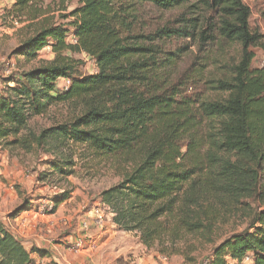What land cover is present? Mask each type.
<instances>
[{
  "label": "trees",
  "instance_id": "obj_1",
  "mask_svg": "<svg viewBox=\"0 0 264 264\" xmlns=\"http://www.w3.org/2000/svg\"><path fill=\"white\" fill-rule=\"evenodd\" d=\"M36 1L16 0L14 8L37 19L44 13L31 11ZM145 5L185 12L175 28L144 31L138 15ZM250 16L241 0H80L60 17L66 23L44 18L13 51L31 59L50 47L53 59L8 81L15 87L0 94V140L17 138L29 116L72 105V119L32 143L64 139L115 164L120 182L100 201L110 206L113 224L161 257L184 256L193 241L211 244L228 204L264 201V68L252 69V49L264 50V37L250 27ZM173 40L188 42L177 54L196 50L184 82L172 75L177 54L164 58L161 49ZM78 54L93 60L95 74L77 76ZM60 79L69 81L67 89L58 88ZM194 82L200 95L183 94L181 87ZM19 143L25 144L7 145ZM50 171L72 174L56 163ZM66 200L54 199L51 214ZM33 254L47 256L26 250L0 223V264H35ZM246 262L264 264V210L202 264Z\"/></svg>",
  "mask_w": 264,
  "mask_h": 264
},
{
  "label": "rangeland",
  "instance_id": "obj_2",
  "mask_svg": "<svg viewBox=\"0 0 264 264\" xmlns=\"http://www.w3.org/2000/svg\"><path fill=\"white\" fill-rule=\"evenodd\" d=\"M79 1L64 0L62 4L61 0H37L31 11L40 9L44 13L37 19L29 18L28 12L17 13L15 3L0 8V94H4L8 87H15V84H8V81L53 59L50 47H46L38 57L31 59L13 56V51L34 34L44 18L60 24L66 23L60 17L78 7ZM241 1L250 9V27L257 29L264 37V0ZM183 12L184 7L161 11L145 5L139 9V29L154 31L161 27L175 28ZM160 44L164 58H169V54L182 52L188 42L173 40ZM252 52L255 56L252 69L264 68V50L257 48L252 49ZM195 53V48L191 47L185 53L177 54L178 57L172 63L175 65L172 71L174 78H183V72L193 62ZM9 57L13 66L7 70ZM74 58L81 61L77 76L96 73V66L88 56L78 54ZM57 86L61 89L65 86V81L58 80ZM201 90V86L195 82L194 85L187 83L181 87L185 95H200ZM76 114L77 111L72 105L52 106L41 116H29L26 127L17 138L0 140V223L19 238L27 250L39 247L47 253L50 250L76 253L69 249V245L74 235L79 232L81 222L87 220L93 209L102 205L100 194L120 182L115 164L93 158L84 146L74 145L64 139H49L47 143L39 146L32 143V138L42 131L66 123ZM14 140H21L25 144L7 145ZM53 163L72 174L51 173L50 167ZM70 163L72 166H66ZM62 195H66L67 200L51 214L53 200ZM48 202L49 208L40 211L41 205ZM246 203L248 204L237 205L235 208L233 204H228L227 207L231 208L228 213H223L222 226L213 236V242L207 245L196 241L189 243L194 250L186 251L184 256L169 257L174 260L173 264H202L210 256L211 250L227 237L250 229L255 213L264 210V201L256 197L254 201L247 200ZM106 206L110 208L109 205ZM22 207H27V210L12 219L11 216ZM111 222V217L105 220L103 230ZM36 235L42 240L38 244L35 243Z\"/></svg>",
  "mask_w": 264,
  "mask_h": 264
},
{
  "label": "crops",
  "instance_id": "obj_3",
  "mask_svg": "<svg viewBox=\"0 0 264 264\" xmlns=\"http://www.w3.org/2000/svg\"><path fill=\"white\" fill-rule=\"evenodd\" d=\"M16 0H11L14 4ZM63 80V79H62ZM90 235L95 249L69 253L67 251H48L45 258L31 255L35 264H173L174 260L161 259L153 249H147L135 233L121 231L111 224L105 230L91 228ZM27 238V236H26ZM42 241L36 235L35 243ZM23 244V243H22ZM41 250L38 248H35ZM27 250V249H26ZM29 251V250H28Z\"/></svg>",
  "mask_w": 264,
  "mask_h": 264
},
{
  "label": "built area",
  "instance_id": "obj_4",
  "mask_svg": "<svg viewBox=\"0 0 264 264\" xmlns=\"http://www.w3.org/2000/svg\"><path fill=\"white\" fill-rule=\"evenodd\" d=\"M11 3H12L11 0H0V8L13 5ZM15 21L17 22V20ZM16 22H14L13 24L16 25ZM68 42L75 43V40L72 37H69ZM11 61L12 60H9L8 63L6 64L7 70H10L11 67L13 66ZM64 81H65V86L61 88L62 90L67 89L69 85L68 80H64ZM49 203L50 202L41 205L40 211H46L47 208H49ZM112 216H113V212L109 207L106 206V204H102L101 206H98L95 209H93L89 213L87 220L81 222L79 227V232L76 233L72 238L71 244L69 245V249L76 252L95 249L96 247L90 235L91 228L94 227V229L98 231H102L104 229L105 220H107L110 217L112 218ZM161 259L165 260L166 258L161 257Z\"/></svg>",
  "mask_w": 264,
  "mask_h": 264
}]
</instances>
